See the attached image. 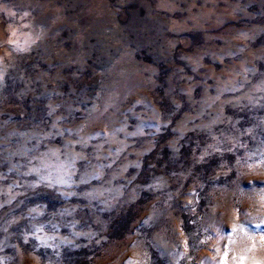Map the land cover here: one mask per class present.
Instances as JSON below:
<instances>
[{
  "label": "clouds",
  "instance_id": "clouds-1",
  "mask_svg": "<svg viewBox=\"0 0 264 264\" xmlns=\"http://www.w3.org/2000/svg\"><path fill=\"white\" fill-rule=\"evenodd\" d=\"M141 2L147 8L149 17L153 19L159 15L158 9L183 11L176 5L184 3L194 7L196 4V0ZM203 2L205 7L201 8L198 14L190 15V21L205 32L219 31L221 35L207 36L206 47L193 51L191 56L185 54L182 57L191 62L194 76H189L183 68L174 66L167 70L170 75L160 71V65L172 58V45L161 44L158 37L153 36V29L147 20L143 26H121L105 20L103 14H100L101 33L106 37L105 47L97 56L98 63L95 66L99 71L94 78L93 88L88 89L86 86L81 90L87 95L81 96L73 87V99L50 102L49 114L53 116L50 125L21 129L15 125L6 127L8 121L0 124V158L7 171L15 177L5 184L6 177L0 174V213L3 216H10L17 209L26 216H32L37 208L28 205L48 191L58 193L65 199H96L104 212L118 214L125 205L135 203L141 191L145 190L144 185L135 183L140 175L142 158L157 147L158 134L162 128L167 130L172 118L181 113L184 107L182 101L186 98L194 115L184 116L172 129L177 135L175 140L169 142V146L178 154L179 141L188 132H204L208 137L206 147L198 158L195 157V152L193 153L194 161L202 163L205 158L218 155V167L212 170L206 181L224 185L212 188L208 193L211 206L204 214L203 239L200 243L208 249H215L219 255L221 242L228 238L224 233L230 229L234 231V225L250 217L264 222V185H258L255 179H251L264 178V144H258L255 151H252L247 144L241 142L240 137L252 136L254 129L248 128L242 133L237 127L239 121L224 114L225 108L229 106L256 108L264 104V73L259 72L257 67L258 63H264V47L255 52L250 47L255 33L264 34V23H254V17H264V11L249 13L248 8L251 5L246 0H225L228 6L223 11L217 6L219 0ZM261 3L264 7V0H261ZM188 10L190 12L191 8ZM0 13L6 14L11 21L6 28L0 21L2 84L8 69L18 70L21 62L29 58L28 54H39L61 17L57 15L40 19L33 15L30 0L15 11L0 4ZM230 18L239 20L241 27L222 31L223 25L227 24ZM217 39H224V48L212 47ZM233 51L240 54L237 57L240 63L233 64L221 73L211 72L202 63L203 56L209 52L214 53L216 59L223 63L224 57L231 55ZM145 52L151 57L152 65L140 62ZM201 70L204 73L202 80L196 79L195 77H200ZM80 71L82 73L83 69ZM209 79L214 83L208 84ZM197 88H201L203 93L199 100L193 96ZM210 89H214V95L210 94ZM53 91H56L55 88ZM154 91L161 95L150 96L149 93ZM226 93H232L233 96L229 98ZM161 101L166 103L163 113L157 106ZM74 103L85 108L84 115L78 121L71 118L72 113L78 110L73 107ZM145 103L150 111H134L136 105ZM61 108L64 109L63 112L59 111ZM205 116L210 118L205 120ZM132 117L154 121L152 135L146 137L143 127H135L129 131V119ZM220 124L225 126L224 129L214 131V126ZM257 126H264V119L258 120ZM121 135L123 138H120ZM57 136L62 140V147L54 146L49 140ZM97 137L100 139L92 143ZM13 138L20 142H14ZM130 138L144 139L136 146ZM45 141L48 143L45 144ZM241 148L244 149V154L237 157L235 164H230L225 154L234 153ZM129 156L136 159L130 160ZM130 167L137 169L136 175H125ZM232 172L237 173L235 179L230 175ZM183 176L184 173H173L171 176L154 177L153 183L147 185V190L166 188L169 181ZM245 178L249 179V186L241 190ZM93 180L98 184L92 185ZM194 188L204 189V183L197 182ZM163 203L166 201L157 198L153 202V210L157 204ZM187 203L193 205V215H198L194 207L195 199ZM88 206L90 207V204ZM165 211L171 220V213L166 209ZM145 216L151 218L150 213L145 211L137 225L147 222ZM20 218L22 217H14L6 223H14ZM94 223L99 226L98 231L76 235L98 237L99 243L100 239H103L105 228L99 217L94 218ZM4 231L6 232L7 228H4ZM129 243L134 246L129 248ZM247 245L246 240L245 246ZM256 246L264 253V236L256 238ZM17 254L22 255L19 249ZM209 255L212 260H216V255ZM9 259L10 257H0V264H6ZM36 264H39V261ZM114 264H147L146 254L143 253V240L138 233L126 239L123 251L117 252ZM237 264H244V261L240 260Z\"/></svg>",
  "mask_w": 264,
  "mask_h": 264
},
{
  "label": "rangeland",
  "instance_id": "rangeland-1",
  "mask_svg": "<svg viewBox=\"0 0 264 264\" xmlns=\"http://www.w3.org/2000/svg\"><path fill=\"white\" fill-rule=\"evenodd\" d=\"M29 0H0V4L11 7L14 11ZM33 15L44 19L47 16L61 17L55 26L49 39L39 54L30 53L29 58L21 62L18 70L8 69L0 84V124L8 121L6 127L15 125L21 129L28 127L50 125L53 116L49 114V103L61 99H73L72 88L75 87L81 96L87 95L81 91L87 86L92 89L94 78L99 69L97 56L104 51L106 37L101 33L102 24L100 14L105 20L118 25H144L145 20L153 29V36L158 37L161 44H171V59L160 65V71L170 75L167 70L170 67L183 68L189 76H194L191 70V62L182 59L187 54L207 46V36H220L221 32H205L189 16L198 14L205 7L203 0H196L194 7L180 3L176 7L183 11H173L168 8L158 9L159 15L154 19L149 17L148 10L143 6L141 0H30ZM251 6L249 13L264 11L261 0H246ZM218 8L223 11L227 8L225 0H219ZM189 7L191 11L189 12ZM138 13V15H137ZM0 21L6 28L11 21L4 13H0ZM257 21L264 23V17H254ZM241 27L240 21L230 18L223 25L222 31ZM224 39H217L213 48H224ZM251 49L255 52L264 47V34L255 33ZM95 53V55L93 54ZM240 54L233 51L231 55L225 56L223 63L216 59V55L209 52L203 56L202 63L211 72L221 73L228 70L233 64L240 63L237 57ZM141 63L152 65L151 57L145 52ZM187 65V67H186ZM259 72L264 73V63H258ZM80 69H83L82 73ZM201 70L200 77H203ZM255 79V78H254ZM51 81V82H50ZM213 84V80H207ZM55 88L56 91H53ZM59 94H63L62 96ZM202 89L197 88L193 96L199 100ZM214 95V89H210ZM94 95V93H93ZM150 96L161 95L158 92L149 93ZM231 98L232 93H226ZM184 107L181 113L172 118V123L167 130L161 129L158 134L159 143L148 155L142 158L140 175L135 183L144 185L139 198L133 204H127L117 213L104 212L96 199L83 197L63 198L58 193L48 191L41 198L29 204L36 207L37 211L32 216L24 215L17 209L10 216L0 213V257H10L6 264H114L118 251H123V244L130 236L137 233L143 240V253L146 254L147 264H237L243 260L244 264H264V253L256 246V238L264 236V222L256 217L240 221L234 225L235 231L229 230L224 233L226 240L221 242L220 254L215 249H208L202 245L204 214L211 206L208 193L212 188L224 187L222 184H210L206 177L212 170L218 167L220 157L213 155L205 158L202 163L194 161L193 153L198 158L206 147L207 135L188 132L179 141V153L177 154L169 142L175 140L176 135L172 129L186 115H194L192 106L182 101ZM90 103L88 107H90ZM162 109L166 103L161 101L157 104ZM73 107L78 109L72 113L71 118L79 120L85 112L83 105L74 103ZM63 112L64 109L59 110ZM134 111H150L147 103L136 105ZM225 116L239 121L237 127L241 132L253 128L252 136L241 135L243 144L255 151L258 144H264V126H257V121L264 119V104L256 108L251 107H226ZM210 116H205L208 120ZM129 131L135 127H143L146 137L152 135L155 126L154 121L137 120L135 117L129 119ZM224 125L214 126V131L224 129ZM47 130V129H46ZM120 138H123L121 135ZM100 137L92 140L96 143ZM136 146L144 138H130ZM14 142L20 141L13 138ZM56 147H62L60 137L49 138ZM45 144L48 141L44 142ZM199 144V147H197ZM43 150V149H41ZM244 154V149L235 150L234 153L225 154L230 164H235L237 157ZM135 160L134 156H129ZM251 163V161H249ZM154 165V167H153ZM137 169L130 167L126 176L136 175ZM173 173H184L183 177L169 181L166 188L147 190V185L153 183L154 177L171 176ZM0 174L5 175V184L15 177L7 171L2 158H0ZM231 177L235 179L237 173L232 172ZM255 179L256 184L264 185V178ZM204 183V189L194 188L197 183ZM116 182H114L115 184ZM92 185L98 182L91 181ZM249 186V179L242 181V189ZM86 187V186H81ZM170 196V198H169ZM159 198L166 201L157 204L153 210V202ZM195 199V212L193 205L187 201ZM90 204V207L88 206ZM39 205V207H37ZM101 208L100 211H97ZM165 209L171 213L169 220ZM7 210V206L5 211ZM147 211L151 218L145 216L144 223L137 225V221ZM14 217H22L14 223H6ZM99 217L105 230L103 239L97 243L98 237L90 235H79L76 233H89L98 231L99 226L94 223V218ZM260 225V227H257ZM7 228V231H4ZM248 245L245 246V241ZM15 245V247H13ZM134 245L129 243L128 247ZM17 249L19 253L17 254ZM235 249V250H234ZM209 253L216 255V260L210 258ZM131 256V253L128 254ZM139 256V254H138ZM127 259V257H125ZM138 258V257H137Z\"/></svg>",
  "mask_w": 264,
  "mask_h": 264
},
{
  "label": "snow or ice",
  "instance_id": "snow-or-ice-1",
  "mask_svg": "<svg viewBox=\"0 0 264 264\" xmlns=\"http://www.w3.org/2000/svg\"><path fill=\"white\" fill-rule=\"evenodd\" d=\"M257 227H260V225H257ZM234 231H235V229H234Z\"/></svg>",
  "mask_w": 264,
  "mask_h": 264
}]
</instances>
